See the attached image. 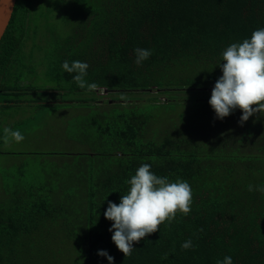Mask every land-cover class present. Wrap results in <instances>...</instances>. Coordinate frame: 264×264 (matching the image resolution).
I'll return each mask as SVG.
<instances>
[{
    "label": "trees",
    "instance_id": "trees-1",
    "mask_svg": "<svg viewBox=\"0 0 264 264\" xmlns=\"http://www.w3.org/2000/svg\"><path fill=\"white\" fill-rule=\"evenodd\" d=\"M56 11L70 26L67 36L49 24ZM261 27L264 0H17L0 43V144L3 111L70 103L56 95L73 93L79 96L72 103L88 104L91 120L77 135L91 137V152L81 155L92 161L76 192L29 190L0 202V264H109L99 250L114 264H216L226 255L234 264H264V194L247 187L264 184V135L256 133L264 116L231 132L230 115L223 132L212 116L201 125L188 106L209 103L223 50ZM39 41L51 52L41 62ZM137 47L152 50L140 66ZM64 60L87 62L86 79L97 88H79L63 71ZM102 90L115 98L99 100ZM39 93L49 99L36 101ZM135 93L153 96L147 104L128 101ZM174 105L185 106L178 117L171 115ZM200 134V141L193 138ZM143 163L158 176L189 182L191 212L178 213L126 256L113 243V222L104 212L109 201L119 204ZM78 197L79 213L68 216L74 206L62 201ZM189 238L194 248L182 250Z\"/></svg>",
    "mask_w": 264,
    "mask_h": 264
},
{
    "label": "rangeland",
    "instance_id": "rangeland-1",
    "mask_svg": "<svg viewBox=\"0 0 264 264\" xmlns=\"http://www.w3.org/2000/svg\"><path fill=\"white\" fill-rule=\"evenodd\" d=\"M58 12L53 14L50 18V23L53 27H57L58 34L67 36L70 32V26L62 20V15L58 16ZM41 34L48 35V31L42 27ZM44 38V37H43ZM41 40V37L39 38ZM49 40V39H48ZM41 45L38 49L39 62L46 60L49 55L50 49H47L44 43L39 41ZM31 43H29L30 48ZM36 57V56H35ZM39 77H34L31 83L37 85ZM115 94H108L102 90L97 94L101 101L111 100ZM79 95L68 93V96H58L56 98L70 103L56 104V105H24L3 111L1 117L4 118L2 126L3 135L0 144V202H8L11 199L12 193L26 192L29 190H36L37 192L49 191L51 189L75 191L77 188L84 186V180L80 177V173L89 169V163L92 161L90 156H83L81 153L91 152V147L88 140L91 137H86V132L77 135L80 132L79 128L87 125L91 118L86 112L88 104L72 103ZM119 99H124L120 94H117ZM133 98L127 97L128 101L147 104L153 94L135 93ZM48 95L39 93L34 98L36 101L49 99ZM19 99V94L12 97ZM4 96H0V101ZM53 99V98H51ZM79 99V98H78ZM80 100V99H79ZM164 102L165 98L161 96ZM172 104V103H171ZM191 109L198 113L197 117L203 119L199 122L201 125H207L204 121L205 116H212L211 121L219 124L221 131H226V126L235 118L231 132L244 131L247 123L241 126L240 118L242 115L241 110L237 109L229 117L224 120L216 118L213 109L209 103L206 104H188ZM176 111L172 112L173 117L177 116L178 109L185 106H175ZM182 113V112H180ZM179 113V120L182 119V114ZM194 114V113H193ZM259 115V114H256ZM186 116V115H185ZM192 117L194 115L191 114ZM178 117V116H177ZM255 118V115L252 116ZM170 120H172L170 118ZM257 123V121H253ZM215 126V125H214ZM20 127V130H19ZM201 127H198V130ZM92 131V129H90ZM89 130V131H90ZM255 130V129H254ZM20 132L23 139H17L13 133ZM258 131V133H257ZM75 132V133H74ZM227 132V131H226ZM257 138L264 135V122H260L256 130ZM91 136V135H90ZM201 136V138H200ZM193 136L197 141L202 139V135ZM244 137V135H243ZM88 139V140H87ZM82 169V170H81ZM79 175V176H78ZM72 176V177H71ZM74 180V182H73ZM3 191V192H2ZM4 191L8 196H5ZM71 192L72 194H76ZM11 193V194H10ZM48 193V192H46ZM64 195V193H63ZM67 208L73 207L72 213L66 212L68 216H75V210L79 213V197L66 200L64 199ZM71 213V214H70Z\"/></svg>",
    "mask_w": 264,
    "mask_h": 264
},
{
    "label": "clouds",
    "instance_id": "clouds-1",
    "mask_svg": "<svg viewBox=\"0 0 264 264\" xmlns=\"http://www.w3.org/2000/svg\"><path fill=\"white\" fill-rule=\"evenodd\" d=\"M8 3L11 5V0ZM134 54V63L140 66L152 56V50L137 47ZM221 56L222 63L218 66L222 75L209 99L216 118L224 120L239 109L243 126L256 114L264 116V27L253 31L251 37L242 42L231 43ZM61 67L79 88L88 91L97 88L96 83H89L86 79L87 62L64 60ZM13 135L23 139L18 131ZM126 183L129 186L126 194L121 196L119 204L109 201L104 216L113 222L109 228L113 243L127 256L134 249V243L160 230L165 222L171 225L178 213L187 216L191 212L192 189L189 182L181 178L171 181L167 176H158L149 163L141 164ZM247 187L250 192L264 194V184H249ZM193 248L191 238L181 243L182 250ZM98 255L114 264V258L106 250H99ZM216 264H234V261L226 255Z\"/></svg>",
    "mask_w": 264,
    "mask_h": 264
},
{
    "label": "water",
    "instance_id": "water-1",
    "mask_svg": "<svg viewBox=\"0 0 264 264\" xmlns=\"http://www.w3.org/2000/svg\"><path fill=\"white\" fill-rule=\"evenodd\" d=\"M16 3L17 0H11V5L8 0H0V43L10 25Z\"/></svg>",
    "mask_w": 264,
    "mask_h": 264
}]
</instances>
